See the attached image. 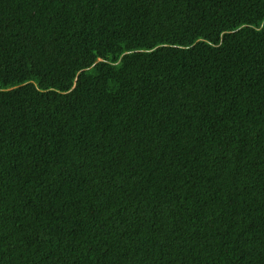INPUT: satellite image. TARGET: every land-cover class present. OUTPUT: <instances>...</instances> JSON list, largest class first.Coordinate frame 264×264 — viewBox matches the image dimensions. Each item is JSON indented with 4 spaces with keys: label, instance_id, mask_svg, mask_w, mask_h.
Masks as SVG:
<instances>
[{
    "label": "trees",
    "instance_id": "16d2710c",
    "mask_svg": "<svg viewBox=\"0 0 264 264\" xmlns=\"http://www.w3.org/2000/svg\"><path fill=\"white\" fill-rule=\"evenodd\" d=\"M0 264H264V0H0Z\"/></svg>",
    "mask_w": 264,
    "mask_h": 264
}]
</instances>
